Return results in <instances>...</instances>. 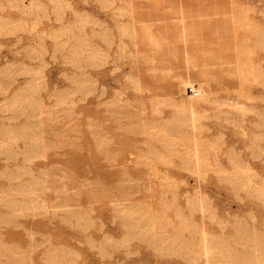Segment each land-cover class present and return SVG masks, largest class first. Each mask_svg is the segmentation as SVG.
<instances>
[{"label": "rangeland", "instance_id": "1", "mask_svg": "<svg viewBox=\"0 0 264 264\" xmlns=\"http://www.w3.org/2000/svg\"><path fill=\"white\" fill-rule=\"evenodd\" d=\"M0 222V264H264V0H0Z\"/></svg>", "mask_w": 264, "mask_h": 264}, {"label": "bare ground", "instance_id": "2", "mask_svg": "<svg viewBox=\"0 0 264 264\" xmlns=\"http://www.w3.org/2000/svg\"><path fill=\"white\" fill-rule=\"evenodd\" d=\"M41 143H42V141H41ZM54 144H55V143H54ZM99 144H100V143H99ZM102 144H103V143H102ZM102 144H101V145H102ZM42 145H43V144H42ZM58 145H59V144H58ZM29 146H30V144H29ZM39 146H40V145H39ZM54 146H55V145H54ZM99 146H100V145H98V147H99ZM32 147H33V145H32ZM32 147H31V148H32ZM40 148H42V147H40ZM40 148H39V149H40ZM46 148H47V147H46ZM32 149H33V148H32ZM37 149H38V147H37ZM99 149H100V148H99ZM102 149H103V148H102ZM42 150H43V149H42ZM35 151H37V150H35ZM3 154L5 155V153H3ZM11 154H12V153H11ZM15 155H16V154H15ZM15 155H13V156H15ZM7 156H8V155H7ZM10 156H11V155H10ZM27 166L29 167V165H27ZM23 167H24V166H23ZM23 167H22V168H23ZM52 167H53V166H52ZM25 168H26V167H25ZM57 169H58V168H57ZM6 170H7V169H6ZM30 170H31V168H30ZM30 170H28V171H30ZM43 170H44V169H43ZM19 171H20V172H18V173H21V170H19ZM24 171H25V170H24ZM28 171H27V172H28ZM40 171H41V170H40ZM7 172H9V171H7ZM7 172H6V173H7ZM51 172H52V171H51ZM9 173H10V172H9ZM9 173H8V174H9ZM14 174H15V173H14ZM22 174H23V175H28L29 173H28V174H24V173H22ZM22 174H21V175H22ZM51 174H52V173H51ZM5 175H6V174H5ZM54 175H57V174L54 172ZM11 176H12V175H11ZM15 176L18 177L17 174H16ZM58 176H59V175H58ZM19 177H20V176H19ZM30 177H32V176L30 175ZM130 177H131V176H130ZM29 180H30V179H29ZM29 180H28V181H29ZM42 181H43V180H42ZM59 181H60V180H59ZM91 181H92V180H91ZM96 181H99V180H96ZM96 181H95V185L97 184ZM125 181H126V180H125ZM90 183H91V182H90ZM99 183H100V181H99ZM54 184L56 185V183H54ZM64 184H65V183H64ZM91 185H92V183H91ZM98 186H99V185H98ZM63 187H65V186H63ZM96 187H97V186H96ZM46 188H47V187H46ZM55 188H56V187H55ZM55 188H54V189H55ZM56 189H58V187H57ZM74 189H75V188H74ZM40 190H41V189H40ZM36 191H37V190H36ZM66 191H67V190H66ZM54 192H56V191H54ZM57 192H58V191H57ZM59 192H61V191H59ZM92 192H93V191H92ZM64 193H65V192H64ZM66 193H67V192H66ZM77 194H78V193H77ZM37 195H38V194H37ZM26 196H27V195H26ZM35 197H36V196H35ZM60 197H61V196H57L58 200H59ZM33 199H34V198H33ZM33 199H32V198L29 199L28 202H29L30 200H32V202H34ZM34 200H35V199H34ZM36 200H37V198H36ZM26 201H27V200H26ZM38 201H39V200H38ZM28 202H26L25 204H27ZM32 202H31V204H33ZM63 202H65V201H63ZM29 203H30V202H29ZM25 204H24V205H25ZM66 204H67V202H66ZM61 205H62V204H61ZM8 206H10V205H7V207H8ZM30 206H31V205H30ZM33 206H34V204H33ZM33 206H31V207H33ZM66 206H68V204H67ZM10 207H11V206H10ZM10 207H9V208H10ZM14 208H15V207H14ZM14 208H13V210H14ZM62 208H63V207H62ZM68 208H72V209H73V207H70V205H69ZM74 208H75V207H74ZM66 209H67V207L64 209V211H65ZM72 209H70V210H72ZM78 209H79V208H78ZM11 210H12V208H11ZM15 210H16V209H15ZM68 210H69V209H67V212L65 211V213H69V215L74 216V215L72 214V211H74L75 209L72 210L71 212L68 211ZM40 211H41V210H40ZM42 211H43V210H42ZM47 211H48V210H47ZM78 211H79V210H78ZM37 212H38V211H37ZM37 212L35 211L34 213H37ZM44 212H45V211H44ZM75 212H77V211L75 210V211H74V214H75ZM32 213H33V212H32ZM32 213H31V214H32ZM16 214H17V213H16ZM28 214H29V213H28ZM78 214H79V212H78ZM25 215H26V214H25ZM32 215H34V214H32ZM36 215H37V214H36ZM38 215H39V214H38ZM67 215H68V214H67ZM76 215H77V213H76ZM11 216H12V214H11ZM11 216L9 215V217H11ZM16 216H17V215H16ZM16 216H15V217H16ZM20 216H21V215H20ZM80 216L82 217V215H79V217H80ZM9 217H8V218H9ZM23 217H25L24 214H23ZM1 218H2V217H1ZM3 218H4V217H3ZM77 218H78V217H77ZM4 219H5V220L2 221L3 223H6V220H8V221L11 220V219H7L6 217H5ZM12 219H14L13 216H12ZM15 219H17V218H15ZM1 220H2V219H1ZM8 221H7V222H8ZM2 222H0V223H2ZM14 222H15V221H13L12 223H14ZM16 224H17V223H16ZM18 225H21V224L19 223ZM38 232H39V231H37V233H38ZM137 232H138V231H137ZM33 233H34V232H33ZM33 233H32V234H33ZM35 233H36V232H35ZM35 233H34V234H35ZM39 234H40V233H39ZM42 236H44V235H42ZM138 237H139V236H138ZM140 238H141V237H140ZM142 238H143V237H142ZM43 240H44V239H43ZM47 240H48V239H47ZM38 242H39V241H38ZM38 242H37V243H38ZM29 243H30V242H29ZM34 245H35V244H34ZM36 245H38V244H36ZM32 246H33V245H32ZM18 247H19V246H18ZM30 247H31V246H30ZM31 248H32V247H31ZM50 248H51V247H50ZM14 250L16 251L17 249L14 248ZM11 251H12V250H11ZM47 251H49V249H48ZM51 251H52V249H51ZM23 252H24V251H23ZM16 253H17V252H16ZM16 253H15V254H16ZM18 253H19V249H18ZM45 253H47V252H45ZM52 253H54V251H53ZM15 254H13V256H14ZM49 254H50V253L48 252V255H47V256H49ZM10 255H11V254H10ZM18 256H19V255H18ZM28 256H29V255H28ZM44 256H45V255H44ZM44 256H43V259L46 257V256H45V257H44ZM51 256H52V254H51ZM24 257H25V256H24ZM8 258H9V257H8ZM8 258H7V259H8ZM17 258H20V256L17 257V254H16V261L13 259V262H10V261L12 260V257L10 258V259H11L10 261H9V260H7V261L10 262L9 264H13L14 261H15V263H16L17 260H19V259H17ZM25 258H26V257H25ZM49 258H50V257H49ZM20 259H21V258H20ZM46 259H47V261H48V257H46ZM52 259H53V258H52ZM50 260H51V259H50ZM44 261H45V259H44ZM23 262H24V261H23ZM23 262H22V263H23ZM48 262H49V261H48ZM48 262H47V263H48ZM53 262H54V260H53ZM0 263H1V262H0ZM15 263H14V264H15ZM49 263H50V262H49ZM4 264H5V263H4ZM7 264H8V263H7ZM16 264H17V263H16Z\"/></svg>", "mask_w": 264, "mask_h": 264}, {"label": "built area", "instance_id": "3", "mask_svg": "<svg viewBox=\"0 0 264 264\" xmlns=\"http://www.w3.org/2000/svg\"><path fill=\"white\" fill-rule=\"evenodd\" d=\"M187 90H188V92H189L191 95H194V96H197V95H199V93H200V91L195 90L192 86L188 87Z\"/></svg>", "mask_w": 264, "mask_h": 264}]
</instances>
